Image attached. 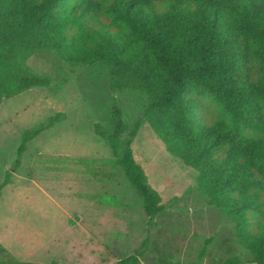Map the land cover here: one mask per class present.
Here are the masks:
<instances>
[{"label":"trees","instance_id":"16d2710c","mask_svg":"<svg viewBox=\"0 0 264 264\" xmlns=\"http://www.w3.org/2000/svg\"><path fill=\"white\" fill-rule=\"evenodd\" d=\"M41 51L71 67H110L114 93L146 98L133 128L114 100L95 131L150 226L165 206L132 148L144 120L170 155L196 171L199 192L235 224L252 263L264 264V0H0V104L51 86L28 65ZM40 132H25L15 167ZM146 246L116 264H142ZM0 264L42 263L18 261L0 244Z\"/></svg>","mask_w":264,"mask_h":264},{"label":"rangeland","instance_id":"374dc122","mask_svg":"<svg viewBox=\"0 0 264 264\" xmlns=\"http://www.w3.org/2000/svg\"><path fill=\"white\" fill-rule=\"evenodd\" d=\"M28 65L50 77L51 86L0 104V244L15 259L116 264L147 242L139 255L142 264H194L212 239L199 264L231 258L254 264L226 212L199 192L196 171L170 155L144 120L132 148L165 206L149 225L139 194L95 131L96 123H107L114 100L133 128L147 105L144 96L114 93L111 69L101 64L71 67L41 51ZM30 130L41 132L15 167L17 149Z\"/></svg>","mask_w":264,"mask_h":264}]
</instances>
